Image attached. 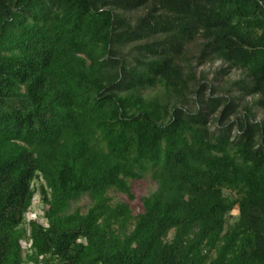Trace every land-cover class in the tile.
<instances>
[{
    "label": "trees",
    "instance_id": "16d2710c",
    "mask_svg": "<svg viewBox=\"0 0 264 264\" xmlns=\"http://www.w3.org/2000/svg\"><path fill=\"white\" fill-rule=\"evenodd\" d=\"M259 113L264 0H0V264H264Z\"/></svg>",
    "mask_w": 264,
    "mask_h": 264
},
{
    "label": "rangeland",
    "instance_id": "374dc122",
    "mask_svg": "<svg viewBox=\"0 0 264 264\" xmlns=\"http://www.w3.org/2000/svg\"><path fill=\"white\" fill-rule=\"evenodd\" d=\"M222 67V64L220 62H217L213 65H206L203 67H200L198 70V74H200L202 71H205L210 74V78L213 77V73L220 69ZM229 77L233 80L238 79L240 77V72L238 71H232L229 75ZM258 118L262 119L264 118V113H259ZM156 190V185L152 182L150 177H147L143 182H140L133 186V191L138 197L147 196L150 193L154 192ZM110 196L113 197L114 202H122L127 201V198L125 196L111 193ZM136 202L132 203V205H135ZM90 207V199L88 197H83L82 200L79 202L73 204V210L80 209L83 213L87 212L88 208ZM237 212L234 213L236 215ZM41 215L40 210V204L38 199H36L34 203L33 211L30 213V215L27 216V219L30 218H39ZM23 249H26L27 245L25 242L22 243Z\"/></svg>",
    "mask_w": 264,
    "mask_h": 264
}]
</instances>
